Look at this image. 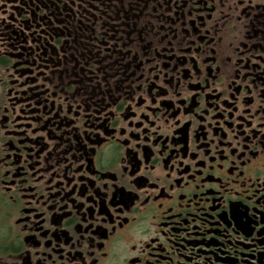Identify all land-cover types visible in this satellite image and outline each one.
<instances>
[{
  "label": "flooded vegetation",
  "instance_id": "obj_1",
  "mask_svg": "<svg viewBox=\"0 0 264 264\" xmlns=\"http://www.w3.org/2000/svg\"><path fill=\"white\" fill-rule=\"evenodd\" d=\"M0 264H264V0H0Z\"/></svg>",
  "mask_w": 264,
  "mask_h": 264
}]
</instances>
